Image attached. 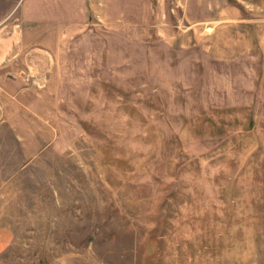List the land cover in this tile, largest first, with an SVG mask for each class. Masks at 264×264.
I'll use <instances>...</instances> for the list:
<instances>
[{
  "label": "rangeland",
  "instance_id": "obj_1",
  "mask_svg": "<svg viewBox=\"0 0 264 264\" xmlns=\"http://www.w3.org/2000/svg\"><path fill=\"white\" fill-rule=\"evenodd\" d=\"M22 1L0 264H264V0H87L26 28Z\"/></svg>",
  "mask_w": 264,
  "mask_h": 264
},
{
  "label": "crops",
  "instance_id": "obj_2",
  "mask_svg": "<svg viewBox=\"0 0 264 264\" xmlns=\"http://www.w3.org/2000/svg\"><path fill=\"white\" fill-rule=\"evenodd\" d=\"M1 1V0H0ZM35 2L34 0L26 3V7L22 9L24 0L20 3L16 10L18 13L17 18L13 22L14 24L20 26V24L26 28L27 24L31 23H39L41 26L44 24L52 23H66V22H80L82 20V12L86 6L87 0H53L52 7L49 5V9H47L44 5V0ZM15 7V0H7V8L5 13L0 16V26L6 24L10 20V15L13 13ZM49 14V15H48ZM48 15V16H47ZM17 20V21H16ZM12 23V24H13ZM2 28H4L2 26ZM0 27V38H1V30ZM16 31V35H12L9 37V41L20 40L22 38V30ZM44 28L41 27L40 31H43ZM39 31V32H40ZM11 43V42H10ZM6 46V45H5ZM0 51H5L4 46L0 43ZM26 89L22 87L21 90Z\"/></svg>",
  "mask_w": 264,
  "mask_h": 264
}]
</instances>
